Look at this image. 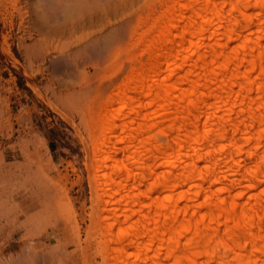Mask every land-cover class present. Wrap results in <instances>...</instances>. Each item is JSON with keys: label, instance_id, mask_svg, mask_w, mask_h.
<instances>
[{"label": "bare ground", "instance_id": "obj_1", "mask_svg": "<svg viewBox=\"0 0 264 264\" xmlns=\"http://www.w3.org/2000/svg\"><path fill=\"white\" fill-rule=\"evenodd\" d=\"M146 4L126 75L85 110L89 136L65 116L86 152L87 229L65 190L53 185L56 195L52 178L33 177V206L53 196L55 210L44 204L48 216L36 219L43 210L36 215L24 199L13 233L38 253L43 236H51L54 246L61 243L62 255L53 259L59 264H68L82 242L91 243L98 264H264V0ZM19 170L27 179L38 167ZM58 204L60 216L68 214L62 228ZM79 208L85 211L84 202ZM86 255L82 264L90 262Z\"/></svg>", "mask_w": 264, "mask_h": 264}, {"label": "rangeland", "instance_id": "obj_2", "mask_svg": "<svg viewBox=\"0 0 264 264\" xmlns=\"http://www.w3.org/2000/svg\"><path fill=\"white\" fill-rule=\"evenodd\" d=\"M148 1L0 0V264H25L24 260L26 264H32L33 260L36 264H47L48 261L50 264L52 254H56L52 261L62 255L61 243L54 246L51 236H43L39 246V253L43 254L40 255L30 246L28 250L22 245L20 233H13L23 219L24 199H29L34 210H43L41 216H35L36 219L48 216L45 211L48 204L53 209L54 203L48 202L50 197L47 203L44 199L45 203L33 206L32 198L37 189H33L30 183H37H33L35 178L41 182L52 178L51 187L59 188L60 193L65 190L74 201L73 209L82 215H77V219L85 226H82L83 230L87 229L92 209L86 152L71 122L80 125L83 137L89 136L88 128L84 129L87 123L82 117L106 95L114 92L122 76L126 75L129 57L136 52L132 48L134 41L131 37L138 16L148 11ZM141 28L144 27L139 25L138 31ZM26 163L35 170L38 167L37 173L30 171L26 175L32 179H25L22 173L19 175V169ZM67 163H71L76 171L66 167ZM11 168L16 175L12 182L9 176ZM64 175L67 177L63 184H56L55 180ZM28 181H31L29 185ZM58 192L55 190L54 193L57 195ZM52 197L50 199L54 202ZM83 202L85 211L79 208ZM58 209L57 217L60 218L54 213L55 219L58 227L62 228L64 220H60L67 218L68 214L65 213L64 218L60 216V211L63 214L64 211L60 206ZM52 215L47 217V224L42 222L48 225V229L51 227L49 223L54 221ZM41 221L38 222L42 224ZM84 234L82 232V239ZM61 238L60 242L68 240ZM90 244L82 242L81 247H84L79 248L80 252L72 251L76 262L70 260V256L68 264H82L81 256L86 253L88 264L100 263L101 257L93 256ZM53 246L61 251H56ZM72 248L69 245L68 251L74 250ZM75 253L81 255V259ZM52 261L51 264H59Z\"/></svg>", "mask_w": 264, "mask_h": 264}]
</instances>
